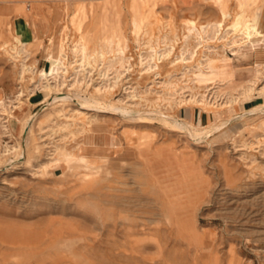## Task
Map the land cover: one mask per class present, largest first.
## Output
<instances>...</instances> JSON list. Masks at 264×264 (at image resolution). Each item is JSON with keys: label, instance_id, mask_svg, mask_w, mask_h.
Here are the masks:
<instances>
[{"label": "rangeland", "instance_id": "rangeland-1", "mask_svg": "<svg viewBox=\"0 0 264 264\" xmlns=\"http://www.w3.org/2000/svg\"><path fill=\"white\" fill-rule=\"evenodd\" d=\"M240 11L264 24V0H0V264H264V65ZM60 54L59 90L141 115L46 106ZM77 146L89 167L63 160Z\"/></svg>", "mask_w": 264, "mask_h": 264}, {"label": "bare ground", "instance_id": "bare-ground-1", "mask_svg": "<svg viewBox=\"0 0 264 264\" xmlns=\"http://www.w3.org/2000/svg\"><path fill=\"white\" fill-rule=\"evenodd\" d=\"M225 14L226 13L223 12V16ZM251 17H250V15H246L243 11L238 12L233 19L232 27L235 30H238L237 28L240 27L241 32L244 35L245 39L243 41L244 44H242V49L254 51V52L258 53L259 55H261L263 57V60H262L263 64L262 65H264V24L262 25L257 20H255L256 15H253ZM190 23L194 24L193 20L190 21ZM221 25H222L221 22L217 23V26L219 28L221 27ZM192 30H193V28H192ZM19 31H20V35H22V33L24 31V26L22 24L19 25ZM219 31H220V29H219ZM14 38L17 41V43H19V42H20V44L23 43L19 39L18 36H15ZM76 48L80 53L83 54L82 55L83 60L81 62H79V64L84 66L83 61H84V56H85V44L83 42H77ZM13 50H15L14 52L16 53V55H18L20 52L16 47H13ZM116 51L120 56L123 55V53H124V49L120 48V47H117ZM65 58L66 57L63 54H60L59 57H49V60H48L49 61V68H48V70H41L39 72V75L43 76L42 78H44V79H43V82H40V83L36 84L35 86L38 87V89H40L41 91H43L45 93V99L44 100H45L46 106L53 105L57 101L72 102L78 107L77 109H75L76 113H84L83 111H80L79 109H86L88 107H95L97 109L101 108L104 111H112L113 110V111H116L117 113H121V114H129L132 111H136L138 115H141L142 112L140 110H134L132 108H129V106H127V104L126 105L125 104L113 105L107 99L105 100L104 97L100 98L101 96L100 97L95 96L94 95L95 93L94 94L90 93L89 95H86L85 93H82L78 90H76V91L70 90L71 89L70 86L68 88L69 89L68 91L59 90L58 84H53L52 83L53 81L51 80V78H53V77H50V76L54 72L55 73L62 72L63 74H65L67 72L68 69H67V66L65 65ZM228 63H230V58H228L226 56H221V57L216 58V59H208V66L205 67L206 69H202L201 68L202 66H199L200 68H199L198 72L195 74V76H200L201 74H203V75H224V74H227L230 70V69H228ZM20 64H21V67L23 70H26L28 68V66H26L23 61H21ZM204 66H206V65H204ZM60 69H63V70H60ZM82 69H84V67L81 69H74L73 68V71L78 72ZM255 72L258 73V70H256ZM120 74L119 73L116 74V78H118ZM31 82L34 83V80H32ZM77 83H78V79L74 80L70 84H71V86L72 85L74 86V85H77ZM252 85L253 84H251L250 86H248L244 89V92L247 94L244 97L245 99L251 98V95L249 94V92H251L254 89V87H252ZM95 90H99L98 87L95 86ZM50 91H54V92L50 94ZM102 96H104V95H102ZM3 103H4L3 100H0V106H2ZM256 107H258V106H256ZM256 107L248 110L247 112L259 113L260 109H262L263 106L260 108H256ZM149 111H151V112L148 115H155V116L161 118L165 122L171 123L173 125H177L179 128H183V129L188 130V128H190L189 126L192 125V124L190 125L186 121L182 122L181 118L175 117L172 114H166L163 110H161L157 107H151L149 109ZM208 112H210V111H208ZM33 115H35V114H33ZM33 115L30 116V118H28L25 121V126L23 128L25 132L30 130V128L32 126ZM224 122H225V120L223 121V123ZM219 126H220V124H219ZM192 127L194 128L193 125H192ZM216 127H218V125H216ZM191 129H189V130L191 131ZM192 132H193V130H192ZM195 132H196V130H195ZM197 133H199V132H197ZM196 135H198V134H196ZM84 140L87 143L93 142V140L91 139V136L89 137V135H87ZM79 148L80 147L77 146L76 149H74V151H67L66 150L63 160L68 165H70L71 162H79V163L84 164L85 167H89L90 164H88L87 157L85 155H82V154L77 152L79 150Z\"/></svg>", "mask_w": 264, "mask_h": 264}, {"label": "crops", "instance_id": "crops-1", "mask_svg": "<svg viewBox=\"0 0 264 264\" xmlns=\"http://www.w3.org/2000/svg\"><path fill=\"white\" fill-rule=\"evenodd\" d=\"M90 145H93V146H95V145H97V146H102V145H104V140H100V141H98V142H96V143H89Z\"/></svg>", "mask_w": 264, "mask_h": 264}]
</instances>
